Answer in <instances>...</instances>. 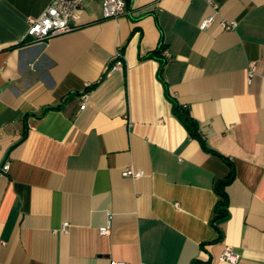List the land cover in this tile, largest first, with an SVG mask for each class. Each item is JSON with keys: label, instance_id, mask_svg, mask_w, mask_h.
Listing matches in <instances>:
<instances>
[{"label": "crops", "instance_id": "1", "mask_svg": "<svg viewBox=\"0 0 264 264\" xmlns=\"http://www.w3.org/2000/svg\"><path fill=\"white\" fill-rule=\"evenodd\" d=\"M125 1L41 44L51 0H0V264H264V0Z\"/></svg>", "mask_w": 264, "mask_h": 264}, {"label": "built area", "instance_id": "2", "mask_svg": "<svg viewBox=\"0 0 264 264\" xmlns=\"http://www.w3.org/2000/svg\"><path fill=\"white\" fill-rule=\"evenodd\" d=\"M85 1H97V0H51L49 5L43 10L38 17H29L28 24V36L34 43H46L48 40L55 36L69 33L77 28L80 20V9ZM102 3L103 18H117L125 13V1L124 0H98ZM206 2L212 7L214 13L217 12V6L214 0H206ZM215 22L214 16H208L203 19L199 25L200 30H204L210 27ZM218 25L227 31L234 30L236 22L224 21L218 22ZM164 58L168 57L167 52L163 54ZM122 66V54L120 50L114 58L111 70H116ZM32 67V65H31ZM81 106L83 110L88 102V95L84 93L80 97ZM9 169V163L5 162L1 168L0 173H5ZM122 175L131 179H139L143 176L142 171H136L133 168H127L123 171ZM110 223L107 222V227L100 230L101 235H106L109 230ZM67 224H63L61 231H67ZM239 260V255L233 251L231 246H225L220 261L227 262L229 264H236ZM110 264H127L125 262L112 261Z\"/></svg>", "mask_w": 264, "mask_h": 264}, {"label": "trees", "instance_id": "3", "mask_svg": "<svg viewBox=\"0 0 264 264\" xmlns=\"http://www.w3.org/2000/svg\"><path fill=\"white\" fill-rule=\"evenodd\" d=\"M125 1V0H124ZM126 1H125V8H126ZM153 56L157 57V53L153 54ZM93 86L89 87V89H92ZM172 103L173 112L184 124L185 128L187 129L188 133L192 137L199 138L197 126L193 122V120L189 117L188 112L186 110H183L178 103L169 97ZM232 179V176L226 180H221L217 182L215 191L218 197L217 203L214 208V216H213V222H216L220 219H223L226 216V207H227V199L226 194L224 192V187L227 185L228 182Z\"/></svg>", "mask_w": 264, "mask_h": 264}]
</instances>
